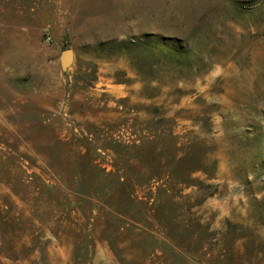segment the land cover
Wrapping results in <instances>:
<instances>
[{"label": "rangeland", "instance_id": "obj_1", "mask_svg": "<svg viewBox=\"0 0 264 264\" xmlns=\"http://www.w3.org/2000/svg\"><path fill=\"white\" fill-rule=\"evenodd\" d=\"M0 264H264V0H0Z\"/></svg>", "mask_w": 264, "mask_h": 264}, {"label": "water", "instance_id": "obj_2", "mask_svg": "<svg viewBox=\"0 0 264 264\" xmlns=\"http://www.w3.org/2000/svg\"><path fill=\"white\" fill-rule=\"evenodd\" d=\"M71 54H72V50L71 49H65L62 53V59L64 62H67L70 57H71Z\"/></svg>", "mask_w": 264, "mask_h": 264}, {"label": "trees", "instance_id": "obj_3", "mask_svg": "<svg viewBox=\"0 0 264 264\" xmlns=\"http://www.w3.org/2000/svg\"><path fill=\"white\" fill-rule=\"evenodd\" d=\"M130 45V44H129ZM174 53V52H173ZM169 57H174L173 54L172 55H169Z\"/></svg>", "mask_w": 264, "mask_h": 264}]
</instances>
